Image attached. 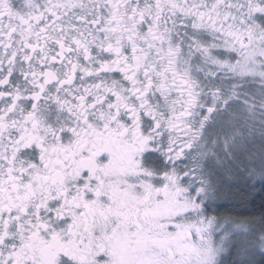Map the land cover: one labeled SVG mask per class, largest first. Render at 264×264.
I'll list each match as a JSON object with an SVG mask.
<instances>
[{"label":"snow or ice","instance_id":"1","mask_svg":"<svg viewBox=\"0 0 264 264\" xmlns=\"http://www.w3.org/2000/svg\"><path fill=\"white\" fill-rule=\"evenodd\" d=\"M0 264H264V0H0Z\"/></svg>","mask_w":264,"mask_h":264},{"label":"trees","instance_id":"2","mask_svg":"<svg viewBox=\"0 0 264 264\" xmlns=\"http://www.w3.org/2000/svg\"><path fill=\"white\" fill-rule=\"evenodd\" d=\"M221 204V212L224 215H236L237 213L242 216L255 215L259 216V211H256L254 206L244 207L243 205L237 207L238 202L232 199H224L220 201ZM259 201H257V206ZM257 260H260V257H257Z\"/></svg>","mask_w":264,"mask_h":264}]
</instances>
